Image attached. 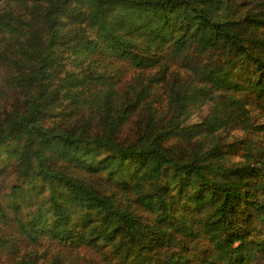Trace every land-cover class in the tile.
I'll list each match as a JSON object with an SVG mask.
<instances>
[{"label": "trees", "instance_id": "trees-1", "mask_svg": "<svg viewBox=\"0 0 264 264\" xmlns=\"http://www.w3.org/2000/svg\"><path fill=\"white\" fill-rule=\"evenodd\" d=\"M0 264H264V0H0Z\"/></svg>", "mask_w": 264, "mask_h": 264}]
</instances>
